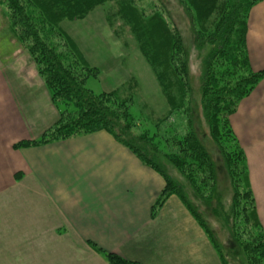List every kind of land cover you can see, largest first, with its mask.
<instances>
[{"label":"crops","instance_id":"0c3cea01","mask_svg":"<svg viewBox=\"0 0 264 264\" xmlns=\"http://www.w3.org/2000/svg\"><path fill=\"white\" fill-rule=\"evenodd\" d=\"M10 44L12 63L0 52V264H110L93 245L140 264H223L209 221L177 195L153 216L165 179L108 132L15 149L39 140L60 111ZM247 47L264 72V0L250 12ZM233 127L264 229V79Z\"/></svg>","mask_w":264,"mask_h":264},{"label":"trees","instance_id":"16d2710c","mask_svg":"<svg viewBox=\"0 0 264 264\" xmlns=\"http://www.w3.org/2000/svg\"><path fill=\"white\" fill-rule=\"evenodd\" d=\"M109 1L112 0L3 1L9 8L14 32L37 63L39 73L50 90L53 101L70 102L75 108L74 112L63 111L59 121L39 140L21 142L15 145V149L46 145L102 130L107 131L139 157L143 164L160 173L165 179L166 186L154 203L153 216L170 196L177 195L206 228V222L192 207L184 187L158 163L160 157L165 158L189 179H195L199 174L201 181L195 187L197 191L203 192L204 188L208 187V184L203 186V183L209 181H212L216 187L220 174H217L216 159L203 144L197 132L190 126L186 135L172 138L174 145L180 147L179 154L161 151L162 147H166L163 142L167 143L171 140L165 132L161 134L157 131L154 135L145 132L141 136L135 135L132 131L134 126L119 108L114 92L96 95L86 87L87 80L92 75H96L97 71L91 69L76 42L60 29V24L64 20L83 19L96 7ZM113 1L123 2L120 12L141 44L147 62L154 68L162 65L170 66L172 71L170 75H173L176 82L163 79L166 82L164 90L169 105L172 106L171 109L178 110L177 98L172 93L173 84L176 85L178 80L176 65L180 64L182 72L185 73L188 66L179 33L172 31L159 11L147 16L144 11L138 12L130 1ZM261 1L181 0L195 24L198 48L201 49L206 43L212 46L210 53L203 59L201 104L210 137L216 152L218 151L223 159L229 178L227 180L231 187L229 192L232 193V219L238 216L243 219V224L240 223L239 226L234 222L230 242L241 248L249 264H264V229L257 212L246 156L232 133L230 116L236 113L240 100L250 95L264 79V72H255L251 68L247 47L249 13L253 6ZM215 14L219 15V18L217 22L211 24ZM204 32L208 34L204 35ZM57 40H61L68 49V57L57 47L59 44ZM78 65L83 67L84 77L78 72L76 67ZM233 78H236L235 82ZM179 84L183 100L182 92L185 91L186 86L183 78ZM183 103L184 100L182 105ZM158 137L162 141L155 142ZM229 218L228 216L227 223ZM235 229L239 232H234ZM206 230L213 238L210 231ZM215 246L223 264H228L220 245L215 242ZM93 247L103 254L110 264H140L127 261L95 245Z\"/></svg>","mask_w":264,"mask_h":264},{"label":"rangeland","instance_id":"374dc122","mask_svg":"<svg viewBox=\"0 0 264 264\" xmlns=\"http://www.w3.org/2000/svg\"><path fill=\"white\" fill-rule=\"evenodd\" d=\"M3 1L0 0V52L2 56L6 58L8 64L12 63L13 60L9 57L10 50H12L10 43L16 44L14 46L15 49L18 50L17 52L22 53L19 54L18 59H22L21 56L24 53L35 66L37 74L45 83L34 58L14 32L9 8ZM125 1H130L138 9V12L144 11L147 16H151L158 11L161 12L172 31L174 33L178 32L182 39L188 66L185 73L182 72L180 64L176 65L178 80L176 85L173 84L172 93L177 98L178 110L171 109L172 106L170 107L164 90L166 83L164 80L169 79L172 80V83L176 82L173 75H170L172 73L170 66L162 65L159 68H154L147 62L141 49V44L120 12L122 1H109L102 6L96 7L83 19L75 21L64 20L60 24V29L76 42L91 69L97 71L96 75H92L87 80L86 87L96 95L114 92L119 108L124 111L128 120L134 126L132 131L135 135L141 136L145 132L154 135L155 132L159 131L161 134L165 132L167 137L169 136L168 138L171 137V140L167 143L163 142L166 147H162L161 151L164 153L173 152L179 154L180 147L174 145V139L172 138L186 135L190 130V126L194 128L203 144L213 155V158L216 159L217 174L220 173L216 187H214L212 181H209L208 183H203V186L208 184V187H205L203 192L197 191L195 187L201 181L199 180V174L195 176V179H189L187 175H182L165 158L160 157L158 163L162 169L184 187L189 202L200 213L204 221H209V223L207 222V228L214 241L222 248L228 264H249L246 254L242 252L241 248L237 247L234 242H230L234 222L235 225L238 224L239 226L240 223L243 224V219L240 216L232 219V193L230 194L229 192L231 187L227 180L229 178L224 168L223 159L220 153L216 152L215 145L210 137L209 127L201 104L203 59L210 53L212 46L210 43H206L201 49L198 48V34L196 35L195 33V24L181 0ZM218 18L219 15L215 14L210 23L217 22ZM207 34L205 33L204 35ZM57 42L59 43L57 47L64 51V54L68 57L69 51L65 48L63 42L61 40H57ZM76 67L78 72H81L82 77H84L83 67L79 65ZM182 78L186 85L185 91L183 90L182 92L184 95L183 105L179 84ZM233 80L235 82L236 78H233ZM49 93L52 98L50 90ZM248 97L249 95L240 100L237 104L236 113L240 105ZM53 103L59 108L60 117L63 111L67 113L75 110L70 102L56 103L53 101ZM236 113L230 116V126L238 144L241 146L233 127V117ZM160 141L162 140L159 137L155 139V142ZM200 185H202V182ZM228 216L231 220L229 218L227 223ZM230 221L233 222V226ZM235 231L239 232L236 229Z\"/></svg>","mask_w":264,"mask_h":264}]
</instances>
